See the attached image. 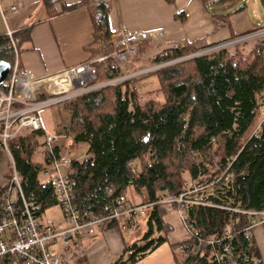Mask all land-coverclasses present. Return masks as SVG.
Returning a JSON list of instances; mask_svg holds the SVG:
<instances>
[{"label": "trees", "instance_id": "1", "mask_svg": "<svg viewBox=\"0 0 264 264\" xmlns=\"http://www.w3.org/2000/svg\"><path fill=\"white\" fill-rule=\"evenodd\" d=\"M52 1L43 0L47 5ZM202 1L213 18L224 21L245 6L243 0ZM78 9L88 11L93 25V41L86 47L91 56L86 61L111 52L108 0L63 4L62 12ZM28 37V30L13 33L12 40L6 34L0 35V60L12 64L14 50ZM247 39L58 102L67 111L63 122L56 119L59 134L86 143L88 156L72 160L68 172L74 203L81 215L103 211L116 197L133 204H150L145 212L147 228L141 237L144 243L125 246L115 264H122L125 255L126 260L134 261L166 241L165 235L171 227L162 220L165 210L157 204V193L175 195L182 191L183 170H188L193 179L206 173L203 161L187 157L190 151L197 155L208 153L211 137L219 145L223 167L226 158L232 157L229 169L233 178L226 182L221 180L193 196L221 206L239 204L246 210H264V119L246 136L255 126L257 111L264 104V37L247 57L230 51ZM205 48L207 46L185 45L168 49L151 54L148 62L157 65ZM151 49L146 42L140 44L132 59L136 70L145 67L146 62L141 64V59ZM92 65L96 69L95 84L127 71V66L122 70L111 56ZM148 76L157 77V94L150 96L146 90L142 92L147 94L143 98L136 85ZM3 86L4 83L0 85ZM39 136L40 132L14 136L8 140V148L23 193L39 204L40 214L44 215L48 207L58 202L53 187L39 179L42 165L32 159L39 147ZM8 183L0 188V216ZM221 206H187L196 234L204 240L220 239L221 242L203 244L196 254L187 253L182 264H225L215 260V252L221 250V243L226 240L223 239L225 229H231L238 264H262L254 262L259 256L250 236L243 230L251 215L237 214ZM113 225L119 222L112 220L105 227ZM155 233L158 235L154 236Z\"/></svg>", "mask_w": 264, "mask_h": 264}, {"label": "built area", "instance_id": "2", "mask_svg": "<svg viewBox=\"0 0 264 264\" xmlns=\"http://www.w3.org/2000/svg\"><path fill=\"white\" fill-rule=\"evenodd\" d=\"M17 9L18 3L16 0H0V13L4 20ZM262 30L264 29L235 38L230 42H225V44L208 46L190 56L199 55L233 42L258 36ZM12 33L11 30H7V35L11 40ZM110 42L112 44L111 52L61 70L60 72L70 75L71 86L55 94L42 90L40 85L32 86L41 78H36L23 70L17 58H14L11 64L4 86L0 87V150L9 155L13 164V174L2 196L0 264H65L62 260V255L71 242L93 236L112 220L118 221L122 228L134 232L138 229L140 218L145 216L146 209L150 204H133L119 197L113 198L101 212L90 213L86 216L81 215L74 203V194L68 177L70 164L73 159L71 154L59 152V133L55 129H50L51 124L46 115L47 108L52 104L99 86L133 78L162 65H153L132 72H125L118 77L95 84L96 69L92 65L93 62L111 56L120 67L125 69L126 66L132 65V58L138 53L139 46L143 42L154 48L165 44H168V49L182 47L176 42H168L162 30L129 32L119 28L111 32ZM186 57H179L175 60ZM40 94H44L45 97L38 99L37 95L39 96ZM56 98L59 99L56 100ZM36 132H40L43 137L41 144L44 149L45 161V164L40 168L39 179L43 184H50L53 187L58 205L63 214L62 225L44 218V215L40 214L39 204L32 198L25 196L8 148V140L10 138ZM215 144V138L211 137L209 140V151L214 148ZM189 153L193 156L197 155L195 151H190ZM231 160L232 157L226 158V166L223 167L220 159L218 166L221 167V172L215 174L212 178L210 177L209 181L200 182V175L194 179L190 177V180L184 184L182 191L179 193L175 195L164 194L158 197L157 204L162 206L166 212H174L178 217L181 229V240L178 250L183 255L198 253L203 244L214 245L221 242L220 239L204 240L196 234L194 225L187 214V206H221L203 197L193 195L221 180L224 182L230 181L233 178V173L229 169ZM63 168L65 169L64 173L62 172ZM221 207L237 214L245 213L251 215L249 223L243 229L246 236L251 235V230L255 225L264 224V210H246L241 208L239 204ZM223 239L226 240L221 243V250L215 252V260L218 263L238 264L239 262L233 253L234 245L232 244L231 229L224 230ZM254 262H260V258H254Z\"/></svg>", "mask_w": 264, "mask_h": 264}, {"label": "crops", "instance_id": "3", "mask_svg": "<svg viewBox=\"0 0 264 264\" xmlns=\"http://www.w3.org/2000/svg\"><path fill=\"white\" fill-rule=\"evenodd\" d=\"M77 1L53 0L47 5L43 0H16L18 9L15 12L5 20L0 13V35H7V30L13 33L29 31L28 39L22 40L14 50V58L18 59L23 70L36 78H43L40 86L51 94L71 86L70 79L61 70L85 62L91 56L86 49L93 41V25L88 11L62 12L63 4ZM261 1L264 9V0ZM241 2L244 8L224 21L213 18L202 0H108V21L111 31L119 28L129 32L162 30L168 42L182 46H216L230 42L233 36L264 27L257 26L255 22L260 18L257 7L253 4L251 10L245 0ZM167 49L168 44L152 47L143 54L141 64L151 54ZM59 137L69 138L67 144L59 142L58 147L59 152L69 153L71 158L80 144L86 148L85 142H75L70 135ZM87 156L85 152L84 158ZM162 220L171 227L165 235L166 241L134 261L126 260L125 255L122 264L183 263L185 255L174 247L181 240L178 217L174 212L165 211ZM146 228L145 216L140 218L138 229L134 232L122 228L120 223L104 227L93 236L71 242L63 252L62 260L65 264H115L125 246L144 243L141 237ZM157 235L155 233L154 236ZM250 240L260 263L264 264V224L252 228ZM165 244L167 248H161ZM160 248L163 250L157 252Z\"/></svg>", "mask_w": 264, "mask_h": 264}, {"label": "rangeland", "instance_id": "4", "mask_svg": "<svg viewBox=\"0 0 264 264\" xmlns=\"http://www.w3.org/2000/svg\"><path fill=\"white\" fill-rule=\"evenodd\" d=\"M245 2L247 3V5L250 7L251 10L253 9V4L257 7L259 15H260V18H257L256 19L257 21H255V22H257V26H259V27L260 26H264V9H263L262 3H261L262 1L261 0H245ZM261 29H264V27H262ZM263 37H264V30H262L258 34V36H255V37L247 39L246 43L241 44V45L238 44V46L230 48V51L238 53V56L240 55V56H243V57H247V56L250 55L252 49L256 46V44ZM157 48H159V47H157ZM195 52H190V53L185 54V55H183L181 57H186L187 56L186 58H183V59H188V58L191 57L190 55L195 53ZM180 60H182V59H180ZM148 61H150L149 57L146 60V63H145L144 66L145 67L153 66V65H150V62H148ZM176 61H179V60L172 59V60H169L167 62L161 63L162 65H160V66H163V65H166V64H170V63H173V62H176ZM157 65H159V64H157ZM122 70H125V69H122ZM126 70H127L126 72H132V71H134L136 69H135V66L132 64L131 66H128L126 68ZM136 86H137V89H138V91L140 93L148 90L149 93L148 92L147 93L150 96H154V95L157 94V90L156 89L158 88L157 77L148 76L145 79L140 80L137 83ZM99 87H102V86H99ZM263 93H264V91H263ZM40 95L45 97L44 94L43 95L40 94ZM146 95L147 94H144V93L141 94V96H143V98ZM37 97H38V95H37ZM140 99L142 100V97H140ZM65 101L66 100H64L63 102H65ZM262 101L264 103L263 95H262ZM257 112H258V117L256 118V121H255L256 123H254L255 126H253L252 129L250 131H248L246 136H248L250 133L255 131L256 128L258 127V125L264 119V104L260 107L259 111H257ZM46 115H47V118H48V120L50 121V124H51L50 125V129H55V131L58 132L59 126L56 123V119L57 120H61L63 122L64 118L67 117V111L64 109L62 104L56 103V104L50 105L47 108ZM60 135H62V134H59V136ZM68 139L69 138L62 139L61 137H59L58 138V143L59 142L60 143L61 142H66V144H67L68 141H69ZM37 140H38V143H39V147L35 150V152H34V154L32 156V159L35 162H37V163H39L40 165L43 166L45 164L44 154H43V150L44 149H43V146L41 144L42 141H43V137L39 136ZM85 152H86L85 146L80 144L79 147H78V150L76 151V153L74 154L72 159L73 160H82V159H84ZM61 153H63V152H61ZM221 157L222 156H221V153H220L219 145L215 144L214 148L211 151H209L208 153L200 154V155H197V156H193L191 154H188L187 158H189L190 160L194 158L196 160V162L203 161L205 163L207 171H206V173L200 175V177H199V181L202 182L204 180L210 179V177L212 178L215 174H218V173L221 172V167L218 166V162L220 161ZM62 172L63 173L65 172L64 168L62 169ZM12 174H13L12 161H11V159H10V157H9V155L7 153L1 151L0 152V188L5 183L9 182V179L12 176ZM181 179H182L183 185L187 181L190 180V175H189L188 170H183L182 171ZM157 194H158L159 197L164 195V193H162L160 191ZM165 194H167V193H165ZM132 198H134L135 200H138L135 197H132ZM44 218H46L47 220H50V221L52 220L55 223H59L60 225H62L63 224V214H62L60 206L58 204H56V205H52V206L48 207L44 211ZM166 246H167V244L163 245L161 248H167ZM161 248L158 249L157 252H160V250H163Z\"/></svg>", "mask_w": 264, "mask_h": 264}, {"label": "water", "instance_id": "5", "mask_svg": "<svg viewBox=\"0 0 264 264\" xmlns=\"http://www.w3.org/2000/svg\"><path fill=\"white\" fill-rule=\"evenodd\" d=\"M11 69V64L6 60H0V85L7 79Z\"/></svg>", "mask_w": 264, "mask_h": 264}, {"label": "bare ground", "instance_id": "6", "mask_svg": "<svg viewBox=\"0 0 264 264\" xmlns=\"http://www.w3.org/2000/svg\"><path fill=\"white\" fill-rule=\"evenodd\" d=\"M66 74V73H65ZM66 76H67V78L68 79H70V75H68V74H66ZM43 78H41V79H38L36 82H35V84H33L32 86H38V85H41L42 83H43ZM59 98H56V100H58Z\"/></svg>", "mask_w": 264, "mask_h": 264}]
</instances>
